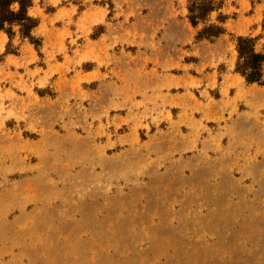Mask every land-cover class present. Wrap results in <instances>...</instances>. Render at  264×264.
Wrapping results in <instances>:
<instances>
[{
	"label": "rangeland",
	"instance_id": "374dc122",
	"mask_svg": "<svg viewBox=\"0 0 264 264\" xmlns=\"http://www.w3.org/2000/svg\"><path fill=\"white\" fill-rule=\"evenodd\" d=\"M207 1L33 0L38 45L0 32V264H264V85L236 72L264 0L193 26Z\"/></svg>",
	"mask_w": 264,
	"mask_h": 264
},
{
	"label": "trees",
	"instance_id": "16d2710c",
	"mask_svg": "<svg viewBox=\"0 0 264 264\" xmlns=\"http://www.w3.org/2000/svg\"><path fill=\"white\" fill-rule=\"evenodd\" d=\"M34 6L33 0H0V32H5L10 39L15 35L14 28L24 39H29L32 44L39 42L33 37V32L40 25V20L30 15L29 11ZM216 10L215 2H193L189 6L190 21L193 26H198L201 21H206L209 15ZM219 20L224 22L225 17ZM225 33L224 28L211 25L200 32L199 38H214ZM257 40L248 37H239L237 44L238 63L236 72L243 76L249 84H262L264 53L256 50ZM11 44H8L10 47Z\"/></svg>",
	"mask_w": 264,
	"mask_h": 264
}]
</instances>
